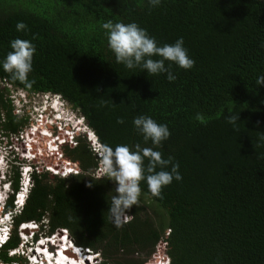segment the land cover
Here are the masks:
<instances>
[{
	"label": "trees",
	"instance_id": "16d2710c",
	"mask_svg": "<svg viewBox=\"0 0 264 264\" xmlns=\"http://www.w3.org/2000/svg\"><path fill=\"white\" fill-rule=\"evenodd\" d=\"M108 20L138 23L158 46L182 37L195 65L184 70L166 62L176 77L171 82L167 73L127 69L108 48L101 27ZM18 22L27 28L17 31ZM18 37L36 48L29 74L35 83L13 81L2 63L0 80L28 94L61 95L84 114L103 147H154L136 131L138 115L166 124L171 136L154 150L173 157L183 178L164 187L163 198L141 182L150 203L140 200L128 213L132 219L116 228L107 210L115 185L96 177L101 159L77 136L63 157L78 161L82 172L60 176L35 167L11 239L0 248L1 263L25 261L9 255L21 247V224L47 221L46 234L67 230L74 246L99 254L102 264H146L160 244L171 264H264V85L256 84L264 75V0H161L155 8L148 0H0V61ZM8 91L0 89V124L10 135L27 118L14 113ZM229 110L239 113L235 126L226 120ZM11 184L12 212L18 167ZM60 240L73 246L66 236ZM61 255L77 261L67 250Z\"/></svg>",
	"mask_w": 264,
	"mask_h": 264
},
{
	"label": "clouds",
	"instance_id": "9594fccd",
	"mask_svg": "<svg viewBox=\"0 0 264 264\" xmlns=\"http://www.w3.org/2000/svg\"><path fill=\"white\" fill-rule=\"evenodd\" d=\"M148 2L151 7L155 8L160 5L161 0H148ZM16 27L17 31H24L27 28L23 22H18ZM101 27L105 30L108 48L114 54L116 62L123 64L127 69L131 70L140 68L143 71H146L148 76L167 73V79L171 82L174 81L176 77L170 71V68L166 67V62L175 63L179 68L184 70H190L195 65V61L190 58L188 55V50L184 47V40L182 37L178 38L174 43H166L162 46H158L155 37L150 36L147 30L142 28L136 22L125 24L123 22H113L112 20H108L107 22L103 23ZM10 48L11 51H9L5 58L0 61V63H2L3 70L9 74L13 81H19L27 88H31L35 83L34 80L29 79V74L33 71V57L34 53L36 52L34 44L28 39L18 37L10 41ZM256 84L258 86L264 85V75H261L257 78ZM60 97L64 99L61 95ZM53 104H55V107ZM51 106L53 107L54 112L52 111L49 116H46V114L43 113L42 116L45 118L46 123L50 122V125H53L51 123L53 120L56 124H62V127H54L55 130L60 129L62 134L56 133V131H53L52 129H46L52 135H62L64 139H66V141H63L60 143V145H58V148H62L61 146L70 144L69 138L71 134L73 135V139H75L76 133L73 131L75 128L72 125L69 128L65 127V119L62 117L63 113L58 112L62 110V103L59 99L55 98L52 101ZM45 110H47V107L44 109V111ZM69 119L72 120V117ZM196 119L201 124L206 123L204 117L201 114H197ZM76 120L77 122L81 123L83 122L84 118L78 117ZM226 120L228 123L235 126L236 122L239 120V113L234 114L231 112V110H229V115H227ZM117 123L123 124L124 119L122 117L118 118ZM132 123L136 131L142 136L143 141L146 143L150 141L154 147H141L139 144L135 145L134 147H130L127 144H119L114 148L106 145L101 149L98 137L96 136L95 132L90 128L89 132H84L88 133L86 134V137L88 140H90V142L92 141V147L94 146V151H99L101 153L102 178H106L115 185L116 194L111 198V203H108L109 206L107 210L109 213V218L116 228L123 226V223L127 221L128 213L134 206H139L140 197L142 194V189L140 186L141 182H145L147 184L149 192L154 197L163 198L162 191L164 187L170 185L174 179L176 181H180L183 178L179 172V164L173 163V157L169 156L167 159H164L160 151L154 150L155 148H159L162 143L171 136L168 126L166 124L158 123L147 115L136 116ZM234 130L238 129L234 128ZM64 132L67 133V135H65ZM90 132L94 134L96 142H93V139L90 138ZM95 155L97 154L95 153ZM35 160L36 158L24 156L22 159V161H24L23 163L21 161L20 163H14L15 161H13L10 165V167L17 166L19 168V172L23 171L24 167H30L28 169L29 180L28 182L22 180L20 190L15 194V209L12 212L7 211L6 207L9 198L14 194V190H12L10 195L5 200L0 201V218L4 220V213H8L7 218H10L7 221L4 220L0 222V225L4 226L5 228V230L2 231V236H0L1 241H6L8 238L11 239L12 233L15 229V217L24 206H18L16 203V200L22 201V197H18V194L20 191H22L26 196L25 199H27L29 190L34 181L33 176L35 172V165L29 166L27 163ZM6 166H8V163ZM6 177L7 176L3 175L2 170L0 169V178L5 180ZM7 181L9 184L4 182V187L7 185L8 187L11 186V188L14 189L11 181L8 179ZM88 187H92V185L89 184ZM32 223L34 222L23 223L20 225L19 232L22 233V237L20 235L22 244L21 247L10 250V256L13 255L10 254L13 251L19 253L22 252V250H25L27 252H25V254L29 262H33L35 256L38 257L37 248L35 247L39 246L43 240H40L39 238L33 239L32 236L27 237V240L24 238L25 236H23L26 235L23 233L25 226H29ZM28 228V230L31 229L30 227ZM64 233H66L64 236H66L69 242L72 244L73 241L69 239L70 236L65 231V229ZM55 236L57 235L55 234L51 238ZM29 239L31 240V242H29L30 244H26L25 242H28ZM74 245L72 246V253H76L75 249L84 250V261L88 260L89 263L87 264H90V260L94 259L93 255L96 253L89 249L85 250L82 247H76ZM61 248L63 251L71 249L66 244L62 245ZM56 252L58 253L59 250ZM165 261L166 260H164L162 263L169 264V259L168 262ZM51 262L54 261L51 260ZM69 263L71 264V262Z\"/></svg>",
	"mask_w": 264,
	"mask_h": 264
},
{
	"label": "rangeland",
	"instance_id": "374dc122",
	"mask_svg": "<svg viewBox=\"0 0 264 264\" xmlns=\"http://www.w3.org/2000/svg\"><path fill=\"white\" fill-rule=\"evenodd\" d=\"M6 88L9 89L8 92L10 94V97L12 98L14 113L21 119L25 120V118H27V120H26L27 124L21 132L12 133L10 135L6 131L3 130V126H2V124H0V169L2 170V174L7 176L5 180H3V178H0V201L5 200L13 190L11 188V186L8 187L6 185L4 187L3 183L4 182L8 183L7 179L12 182V180L15 176V170H16L17 166L10 167L11 163L14 160L19 161L18 160V158H19L20 161H22L24 156L31 158V156L34 153H37L36 150H39V151L42 150V152L49 151V149L56 148V146L60 145V143L62 142V140L58 139L56 135H52L51 133H46L45 130H43V127H41V126L46 125L50 129H52L53 131H56V133L62 134V131L60 129L55 130L53 128V125L49 124L50 122L46 123L45 118L41 122V116L43 115V113L46 114V116H49L50 113H52V111L54 112L53 107L51 106V103L55 98L59 99L62 103V106H61L62 110L58 111V112L63 113L62 117L65 119V125L68 127H71V125H72L75 128V130H73V129L72 130L76 133V135H75V140H74L75 143L70 142V144H65V145L61 146L62 148H59L60 150H59V152H57L58 156L56 159H53L51 153H49L50 157H51V161H52L51 164L55 163L58 159L59 163H57V165H59V167H57L56 169H59L61 171V168H62L61 166L63 165V162H64L63 161L64 160L63 153H65L64 148L67 147L68 145L70 147L76 146V137L77 136H78V138H85L87 141L86 143L88 145L89 151L91 153L93 152L94 156L101 159V153L99 151H94V149H93L94 146L92 147V141L90 142V140L87 139L86 134H88V133H84V132H89V126L87 123V119H85L84 114L81 113L79 110L73 109L68 104V102L66 100H64L60 97V95H58L56 93L28 94L26 91L19 89V88H16L15 86H13L12 84H9L8 82L0 80V89H6ZM53 106L55 107V104H53ZM46 107H47V110L44 111V109ZM70 117H72V120L69 119ZM78 117L84 118L83 122L76 123L77 122L76 119ZM51 123L55 124L54 120ZM90 134H91V137L96 142V139L94 138V134L93 133H90ZM65 135H67V133H65ZM19 136H21L20 139H19ZM50 143H51V145H50ZM30 144L33 145L32 146L33 150H31V151H33V154H31L29 152ZM100 148L101 149L103 148L102 144H100ZM95 153L97 155H95ZM99 153H100V155L98 156ZM64 155L67 158V160H70L69 163H71V166L74 167V169H78L79 173L82 172V168L78 164H77L78 166L77 165L75 166V164H74L75 162L77 163L78 161H74L72 158L66 156V154H64ZM7 163H8V166H6ZM27 165H29V166L38 165L41 168H44L45 170H47L45 161L41 162L40 160L36 159L35 161L27 163ZM76 173H78V172H76ZM76 173L67 174L66 176H70V175L76 174ZM58 175L63 176V174H58ZM20 177H21V182H22V180H23L22 171H20ZM96 177L102 178L101 162H99V167L97 168V171H96ZM140 200L142 202H148V199L146 197H143V196L141 197ZM148 203H150V201ZM153 207L158 211L159 215L164 214L162 209L157 208L155 205H153ZM0 211H1V209H0ZM19 213H17V214H19ZM131 219H132V216L128 215L127 221L124 223H128ZM43 224H45L44 227H43ZM46 224H47V221H45L44 223H38L37 222V226H34L36 228H34L32 226V228L29 230V233H28V230L23 231V233H25L27 235V236L24 235L26 238L32 236L33 239L39 238L40 240H43L42 243H44L46 241L48 242V240L54 241L53 242L54 245H52V247H54V250H48L47 244H46L47 242H46L44 245H42V247H43L42 250H44L42 252V254H44V257H47L48 254H51L53 259H55L54 254L57 253L56 251L59 250V252H60V250L61 251L63 250L61 248L62 243H61L60 239L64 238V237H61L60 235L57 234L60 231L59 230L56 233L57 236L51 238L55 234H46L43 231V230L49 229L48 226H46ZM61 230L64 231V229H61ZM19 231H20V229H19ZM67 233H68V231H67ZM65 235H66V233H65ZM69 239H70V237H69ZM27 240H28V238H27ZM29 242H31L30 239H29ZM48 243L50 244V242H48ZM65 244H67V243H65ZM68 245L70 247H72L70 244H68ZM52 247H50V249H53ZM35 248H38V246ZM162 249H165V247L163 245H159L156 249V252L153 254L151 259L149 261H147L146 264H162V262H163L162 259H159L158 261H157V259L159 257H157L155 259V254L160 252ZM72 250L73 249H71V250L67 249V253H70L71 255H73ZM85 250H87V249H85ZM77 251L80 254L81 253L83 254L82 250L79 249ZM63 253H64V251H63ZM10 254H13L11 256L13 258L18 257L19 259H22V258L25 259V261L24 260L23 261L22 260L13 261L12 264H32L33 263L32 261L29 262L26 254L23 252L16 253L15 251H13ZM37 254H40V253H38V251H37ZM93 256H94L95 261H94V259L90 260L92 264H102L103 259L99 254L96 253ZM56 258L59 260L60 256H58ZM90 258H92V257H90ZM168 259H169V264H171L170 256ZM26 261H27V263H26ZM165 262H168V260ZM63 263H64V259H60L59 263H53L51 261L48 262V264H63ZM74 263L80 264L77 262H74ZM0 264H4V263L0 262ZM43 264H45V262Z\"/></svg>",
	"mask_w": 264,
	"mask_h": 264
},
{
	"label": "built area",
	"instance_id": "2783aa9c",
	"mask_svg": "<svg viewBox=\"0 0 264 264\" xmlns=\"http://www.w3.org/2000/svg\"><path fill=\"white\" fill-rule=\"evenodd\" d=\"M43 116H41V122L43 121ZM48 131V130H47ZM50 133V132H49ZM57 136V138L58 139H60V140H62V142L63 141H66V139H64V137L62 136V135H56ZM69 140H70V142H73V143H75V139H73V135L71 134L70 135V138H69ZM50 145H51V143H50ZM49 146V145H48ZM56 149L57 150H52V149H49V151H45V152H42V150H36L37 151V153H34L31 157H33V158H36V159H38V160H40L41 162H43V161H45V163H46V169L48 170V171H50V172H53V173H56V174H63V176H66L67 174H71V173H76V172H78L79 173V171H78V169H74V167H72L71 166V163H69L70 161L69 160H66L65 158H64V162H63V165L61 166L62 168H61V171L59 170V169H56L57 167H59V165H57V163H59V160L57 159V161L55 162V163H53V164H51L52 163V161H51V157H50V154L49 153H51V155H52V157H53V159H56L57 158V152H59V148H58V145L56 146ZM31 150H33V148L32 147H30V149H29V152L31 153V152H33V151H31ZM47 154V155H46ZM27 157V156H26ZM75 166H76V164H75ZM37 169H39V171L42 169L40 166H38V165H36L35 166ZM30 167H24L23 169V171H22V174H23V180L24 181H26V182H28V180H29V173H28V169H29ZM65 168H68V171H66L65 170ZM33 224H35V225H37V223L36 222H34ZM66 231V230H65ZM67 232V231H66ZM54 236V235H53ZM22 252L23 253H25L26 251L24 250H22ZM157 257H159L158 259H157V261L159 260V259H162L163 261L164 260H168V254H167V251H166V249H162L160 252H158V253H156L155 254V259L157 258ZM156 261V262H157ZM32 264H42V260H41V258L39 257V259H38V257L37 256H35L34 257V261H33V263ZM163 264V263H162Z\"/></svg>",
	"mask_w": 264,
	"mask_h": 264
},
{
	"label": "bare ground",
	"instance_id": "6f19581e",
	"mask_svg": "<svg viewBox=\"0 0 264 264\" xmlns=\"http://www.w3.org/2000/svg\"><path fill=\"white\" fill-rule=\"evenodd\" d=\"M55 122V121H54ZM77 123H79V122H77ZM91 133V132H90ZM90 138L91 139H93L92 137H91V134H90ZM93 142H95V140L93 139ZM2 196V195H1ZM31 225H33V226H35L33 223L31 224ZM34 228H36V227H34ZM26 229H24L23 231H25ZM24 236V235H23ZM47 242V241H46ZM46 242H44V243H42V244H40L39 246H38V248H37V251H38V253H40V254H37L38 255V259H39V256H40V258H41V260H42V264L45 262V264H47L48 262H50L51 260L52 261H54L53 263H59V261H60V259H64V263L63 264H70L69 262H71V264H75L74 262H77V263H80V264H87L88 263V260H86V261H84V259H85V256H84V254H76V253H73V256H75L76 257V259H77V261H75V260H73L71 257H70V259L68 258V256L67 255H61V253H62V251L60 250V252L59 253H56V254H54L55 255V259H53V257H52V255L51 254H48L47 255V257H44L43 256V254H42V252L44 251V250H42V245H44ZM47 244V249H48V243H46ZM73 245V244H72ZM71 249H73V248H71ZM70 249V250H71ZM77 250H79V249H75V251L76 252H78ZM64 253H66V251L64 252ZM58 256H60V258H59V260L56 258V257H58ZM63 258H62V257ZM47 260H46V259ZM57 259V260H56ZM73 260V261H72Z\"/></svg>",
	"mask_w": 264,
	"mask_h": 264
},
{
	"label": "water",
	"instance_id": "95a60500",
	"mask_svg": "<svg viewBox=\"0 0 264 264\" xmlns=\"http://www.w3.org/2000/svg\"><path fill=\"white\" fill-rule=\"evenodd\" d=\"M28 233H29V230H28ZM57 234L60 235L61 237H63V236L65 235V233H64L63 230H60ZM68 237H69V236H68ZM82 252L85 253L84 250H82ZM88 252H89V251H88ZM85 261H86V260H85ZM88 263H89V261H88Z\"/></svg>",
	"mask_w": 264,
	"mask_h": 264
}]
</instances>
